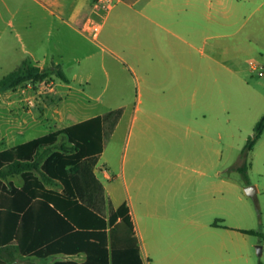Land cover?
I'll use <instances>...</instances> for the list:
<instances>
[{"label": "crops", "instance_id": "1", "mask_svg": "<svg viewBox=\"0 0 264 264\" xmlns=\"http://www.w3.org/2000/svg\"><path fill=\"white\" fill-rule=\"evenodd\" d=\"M88 1L95 3L0 0V4L8 13L15 9L14 14H27L28 9L51 16L67 14L73 23L67 25L69 30L83 36L90 33L79 28ZM115 8L118 22L113 29L117 36L129 33L130 39L119 46L123 54L130 51V62L125 57L114 61L131 74L136 104L72 107L73 80L83 76L74 72L70 79L62 70L66 82L53 76L47 87L33 93L20 86L0 89V152L99 116L102 153L68 166L66 172L78 201L102 218L108 220L120 205L128 206L143 264H258L259 257L264 264L260 223L243 184L234 180V169L220 153L219 112L226 104L219 100L220 63L212 42L220 35L241 33L246 21L261 12L241 37L259 42L257 36L263 33L264 46V0H110L106 11L110 14ZM126 16L133 20L130 25L122 21ZM102 28L92 35L93 42ZM8 40L0 34V51L8 62L3 66L12 69L7 74L26 61ZM55 55L53 50L39 57L30 53L29 62L48 68ZM75 62L80 70L79 60ZM231 62L238 67L237 58ZM235 69L226 68L240 73ZM118 83L114 93L126 91L125 83ZM28 101L38 112L30 122L22 118L32 114L26 110ZM4 183L18 190L24 185L20 176ZM1 256L7 264L85 261L83 254L23 256L16 246Z\"/></svg>", "mask_w": 264, "mask_h": 264}, {"label": "trees", "instance_id": "2", "mask_svg": "<svg viewBox=\"0 0 264 264\" xmlns=\"http://www.w3.org/2000/svg\"><path fill=\"white\" fill-rule=\"evenodd\" d=\"M54 76L67 81L58 66L41 69L24 61L0 79V89ZM264 132L256 122L236 170L247 181L249 153ZM103 151L99 116L48 133L0 152V264L2 252L17 247L23 256L47 258L85 255V261L56 264H143L130 210L120 205L108 220L82 205L66 168ZM20 176L21 189L4 181ZM258 264H262L259 262Z\"/></svg>", "mask_w": 264, "mask_h": 264}, {"label": "rangeland", "instance_id": "3", "mask_svg": "<svg viewBox=\"0 0 264 264\" xmlns=\"http://www.w3.org/2000/svg\"><path fill=\"white\" fill-rule=\"evenodd\" d=\"M243 4V2L240 3V5ZM93 6L91 1L85 5L84 18L80 22L79 28L83 29L87 19L94 21L98 26L102 25L103 28L97 43L91 40L92 33H83V36H79L69 30L67 25L72 22L67 14L58 13L56 16H51L47 13H32L29 9L27 14H14L13 10L15 9L8 13L1 4L0 11L5 23L0 24V34L3 39H9L14 51L24 57L27 62L32 61L30 53L39 57L42 53L53 50L56 53L54 61L51 63L52 65L56 63V65L53 66H58L67 76H70V79L74 72L83 76L81 77L83 79L78 77L73 80L76 90L73 92V101L72 103L70 101V106L72 104V107H79L85 103L92 107L99 104L114 107L123 101L136 104L137 95L133 88L131 74L128 71L125 72L123 66L114 61L116 57H125L130 62V51L123 54L121 46H119L123 40H129L130 35L129 33L126 36H124L126 33L120 36L115 35L113 25L118 22L115 16L116 8L108 14L107 9L95 10ZM260 15L261 12L253 14L246 21V26L241 33L232 37L220 35L212 40L213 44L217 45L220 63L219 100L220 103L226 104L225 108L220 107L219 112L220 135H222L220 153L223 160L228 162L232 169L242 165L241 151L247 139L252 135L256 122L264 114L263 33L257 36L259 42L254 39L248 42L241 37ZM8 21L12 25L8 26ZM122 21L127 25L133 22L129 16H126ZM49 30L51 31L50 36L47 35ZM100 48L105 49L106 52H101ZM92 53L97 54L95 58L88 61L86 57ZM232 58H237L238 67H234L231 62ZM76 60L80 62V70L77 69ZM49 62L48 64H50ZM7 63L5 53L0 51V78L7 74L8 70H12L10 66H3ZM251 64H254L257 70H252ZM228 67L236 68L235 70L239 68L240 73L231 74L226 70ZM260 72L263 75H260ZM86 76H91V79L86 81ZM52 79L53 76L43 81H29L19 86L29 93H33L40 87H47ZM119 81L125 83L126 91L114 93V89L119 87ZM26 107V110H31L32 114L22 115V118L30 122L32 116L38 112L29 101ZM248 162L250 163L247 172L248 180L242 179L236 170H234L233 177L236 182L243 184L244 191L250 185L255 186V195L253 197L247 195V197L251 201L252 209H254L264 234V133L249 153ZM259 259L262 263L260 257Z\"/></svg>", "mask_w": 264, "mask_h": 264}, {"label": "built area", "instance_id": "4", "mask_svg": "<svg viewBox=\"0 0 264 264\" xmlns=\"http://www.w3.org/2000/svg\"><path fill=\"white\" fill-rule=\"evenodd\" d=\"M109 3L110 0H95L94 8L96 10L97 9L106 10ZM83 29L85 32H90L92 33V35L95 36L99 31V26L94 21L87 19L84 23ZM252 70H255V67H252ZM259 74L262 75V72H260Z\"/></svg>", "mask_w": 264, "mask_h": 264}, {"label": "water", "instance_id": "5", "mask_svg": "<svg viewBox=\"0 0 264 264\" xmlns=\"http://www.w3.org/2000/svg\"><path fill=\"white\" fill-rule=\"evenodd\" d=\"M245 193L250 196V197H253L256 193V188L255 186L253 185H250L248 187L245 188ZM261 250H262V247L259 245L256 247V251H257V254L260 255L261 254Z\"/></svg>", "mask_w": 264, "mask_h": 264}]
</instances>
